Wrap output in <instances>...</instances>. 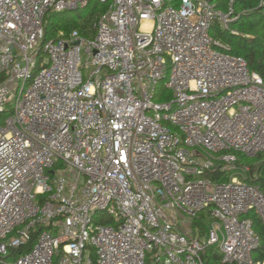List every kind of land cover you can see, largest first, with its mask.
Returning <instances> with one entry per match:
<instances>
[{
    "label": "built area",
    "instance_id": "built-area-1",
    "mask_svg": "<svg viewBox=\"0 0 264 264\" xmlns=\"http://www.w3.org/2000/svg\"><path fill=\"white\" fill-rule=\"evenodd\" d=\"M92 1L0 0V264H264L237 165L264 152V77L212 34L234 0H96L95 38L45 40L49 11Z\"/></svg>",
    "mask_w": 264,
    "mask_h": 264
},
{
    "label": "trees",
    "instance_id": "trees-1",
    "mask_svg": "<svg viewBox=\"0 0 264 264\" xmlns=\"http://www.w3.org/2000/svg\"><path fill=\"white\" fill-rule=\"evenodd\" d=\"M214 1L218 2L220 8L227 9L230 0ZM233 7L238 17L231 23L230 29L224 30L215 25L212 34L229 43L232 53L245 57L250 70L256 71L264 77V0H234ZM106 9L107 5L99 1H92L88 7L84 8L85 13L76 19L67 18L65 14L67 10L62 12L49 11L45 16V40L55 38L62 32L68 34L73 30L79 31L85 38H95L97 33L95 24ZM39 66L37 65L36 68ZM165 97L167 98L169 95ZM237 165L248 166L247 181L260 184L264 191V152L253 157L238 153ZM212 176L216 180L230 179L228 173H213ZM247 216L252 218L254 229L261 236V244L254 252V257L264 260V225L255 211H250ZM102 222L112 224L113 218L103 219ZM212 222L213 217L210 211L203 210L199 213L195 224H198L201 232H203ZM44 228V226L37 227L32 233V239L27 244L17 248L11 247L7 261L12 262L21 254L29 251L38 234ZM205 258L207 263L211 264L219 260V254L210 248ZM148 264H151L149 259Z\"/></svg>",
    "mask_w": 264,
    "mask_h": 264
},
{
    "label": "rangeland",
    "instance_id": "rangeland-1",
    "mask_svg": "<svg viewBox=\"0 0 264 264\" xmlns=\"http://www.w3.org/2000/svg\"><path fill=\"white\" fill-rule=\"evenodd\" d=\"M174 1L177 2V0H174ZM93 2H96V0H93ZM85 10L84 9L67 10L65 14H66V17L69 18V19H76L80 15L84 14L85 13ZM39 57H40L39 59L41 60V62H45L47 60V58H48V55L45 52H41V54H40ZM110 217H111V215L108 212L100 211L99 214H98V219H105V220H107ZM193 226H194V224H193ZM199 229H200V226H199ZM203 232L205 233L206 232V229Z\"/></svg>",
    "mask_w": 264,
    "mask_h": 264
}]
</instances>
